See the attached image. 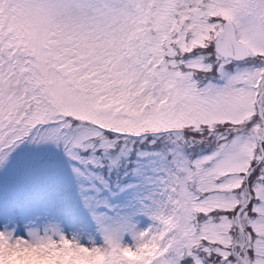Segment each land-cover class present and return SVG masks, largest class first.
<instances>
[{
	"label": "snow or ice",
	"instance_id": "snow-or-ice-1",
	"mask_svg": "<svg viewBox=\"0 0 264 264\" xmlns=\"http://www.w3.org/2000/svg\"><path fill=\"white\" fill-rule=\"evenodd\" d=\"M26 142L56 190L0 191V250L264 264V0H0V171Z\"/></svg>",
	"mask_w": 264,
	"mask_h": 264
},
{
	"label": "rangeland",
	"instance_id": "rangeland-1",
	"mask_svg": "<svg viewBox=\"0 0 264 264\" xmlns=\"http://www.w3.org/2000/svg\"><path fill=\"white\" fill-rule=\"evenodd\" d=\"M56 172V169L51 167L50 175ZM0 186H6L8 190L10 184L17 182L16 178L0 179ZM41 180H44L41 181ZM36 179V183L32 187L28 188L22 196L25 198L41 199L45 196L51 195L55 192L56 186V174H52L48 180ZM7 194V191H2ZM0 259L3 260V264H97L98 257L93 254L76 252V251H31L18 248L14 251L0 250Z\"/></svg>",
	"mask_w": 264,
	"mask_h": 264
}]
</instances>
